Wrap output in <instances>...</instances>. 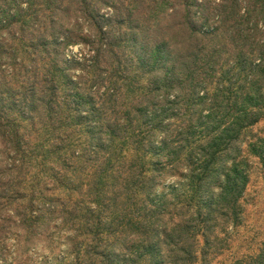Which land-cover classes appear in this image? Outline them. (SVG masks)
<instances>
[{
	"label": "trees",
	"instance_id": "16d2710c",
	"mask_svg": "<svg viewBox=\"0 0 264 264\" xmlns=\"http://www.w3.org/2000/svg\"><path fill=\"white\" fill-rule=\"evenodd\" d=\"M82 43L89 65L70 75L64 51ZM0 75V134L20 164L0 183L1 234L22 171L49 170L60 199L24 221L91 205L78 264H209L243 214L240 143L264 110V0H0ZM172 176L185 185L157 194ZM239 264H264V245Z\"/></svg>",
	"mask_w": 264,
	"mask_h": 264
},
{
	"label": "rangeland",
	"instance_id": "374dc122",
	"mask_svg": "<svg viewBox=\"0 0 264 264\" xmlns=\"http://www.w3.org/2000/svg\"><path fill=\"white\" fill-rule=\"evenodd\" d=\"M202 23L203 21L198 19V25ZM213 25L215 24L210 21L204 26L211 29ZM91 53L92 47L85 43L66 47L63 56L68 63L70 75H85L83 70L89 65L87 60L90 59ZM2 68L10 67L2 64ZM9 76L0 75V85L9 81ZM262 113V118L249 129L240 143L242 156L239 162L248 177V183L240 201L243 209L242 217L220 233L222 246L220 248V245H217L218 248L210 252L209 264H239V261L247 256L258 254L264 245V159L254 155L248 146L250 142L257 141V148L264 155V145L260 143L261 140L264 141V110ZM24 127L28 130V134L32 132L29 126L24 125ZM7 140L0 134V178L2 180L0 183H4L3 179L7 178L8 172L20 167L18 159L15 160L13 148L9 146ZM22 174L19 192L14 198L5 200L7 205L4 206V215H2L4 222L1 230L3 232L0 233V264H78L88 250L87 239L81 236L83 229L79 226L90 217L86 212L91 205L87 207L82 204L74 210L70 206L66 209L69 214L63 217L54 216L43 226L29 229L28 222L24 220L28 214L35 215L37 212L33 205L42 204L52 196L58 199L60 197L51 192L57 189V186L53 180L54 174L49 170L40 172L28 169L22 171ZM177 177L175 184L164 182L157 194H170L175 188L185 185L184 178ZM62 200L63 198L60 201ZM61 203L65 208L64 201ZM127 212H123L121 206L118 212L111 214L114 216L115 213L117 217ZM70 220L73 222L69 223ZM79 230L81 232H77ZM66 232H74L75 235L66 236ZM94 244L96 243L93 242L92 246H95ZM97 260L98 255L93 264H97Z\"/></svg>",
	"mask_w": 264,
	"mask_h": 264
},
{
	"label": "clouds",
	"instance_id": "9594fccd",
	"mask_svg": "<svg viewBox=\"0 0 264 264\" xmlns=\"http://www.w3.org/2000/svg\"><path fill=\"white\" fill-rule=\"evenodd\" d=\"M184 171H187V169H185ZM178 180V177H175V176H172V177H168L166 180H165V183L167 184H175ZM157 191H159V189H157ZM66 236H73L75 235L74 232H66L65 233ZM65 247H67V245H65Z\"/></svg>",
	"mask_w": 264,
	"mask_h": 264
}]
</instances>
